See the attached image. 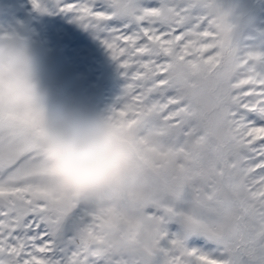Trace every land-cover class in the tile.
<instances>
[{"label": "snow or ice", "instance_id": "1", "mask_svg": "<svg viewBox=\"0 0 264 264\" xmlns=\"http://www.w3.org/2000/svg\"><path fill=\"white\" fill-rule=\"evenodd\" d=\"M117 64L107 116L126 181L60 186L35 119L0 113V264H264V32L226 40L217 0H31Z\"/></svg>", "mask_w": 264, "mask_h": 264}, {"label": "clouds", "instance_id": "2", "mask_svg": "<svg viewBox=\"0 0 264 264\" xmlns=\"http://www.w3.org/2000/svg\"><path fill=\"white\" fill-rule=\"evenodd\" d=\"M218 16L226 40L243 42L255 31L246 13L219 6ZM0 113L36 120L46 164L68 192L94 199L126 181L130 159L124 133L84 106L50 103L31 46L8 31H0Z\"/></svg>", "mask_w": 264, "mask_h": 264}, {"label": "rangeland", "instance_id": "3", "mask_svg": "<svg viewBox=\"0 0 264 264\" xmlns=\"http://www.w3.org/2000/svg\"><path fill=\"white\" fill-rule=\"evenodd\" d=\"M221 8L243 12L264 32V0H217ZM0 31L15 33L32 48L49 102H69L107 117L122 94L117 64L90 30L69 15L39 13L31 0H0Z\"/></svg>", "mask_w": 264, "mask_h": 264}]
</instances>
